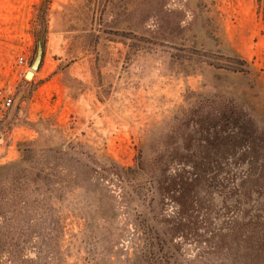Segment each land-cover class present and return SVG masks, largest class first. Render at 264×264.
<instances>
[{"label":"rangeland","instance_id":"obj_1","mask_svg":"<svg viewBox=\"0 0 264 264\" xmlns=\"http://www.w3.org/2000/svg\"><path fill=\"white\" fill-rule=\"evenodd\" d=\"M41 1L0 0V264H264V0Z\"/></svg>","mask_w":264,"mask_h":264},{"label":"water","instance_id":"obj_2","mask_svg":"<svg viewBox=\"0 0 264 264\" xmlns=\"http://www.w3.org/2000/svg\"><path fill=\"white\" fill-rule=\"evenodd\" d=\"M41 56H42V47H41V42L40 40L37 41V50H36V56H35V59L32 63V65L30 66V70L27 71L26 73V78H30L31 75H33V72L36 71L37 67H38V64L40 62V59H41Z\"/></svg>","mask_w":264,"mask_h":264},{"label":"built area","instance_id":"obj_3","mask_svg":"<svg viewBox=\"0 0 264 264\" xmlns=\"http://www.w3.org/2000/svg\"><path fill=\"white\" fill-rule=\"evenodd\" d=\"M22 61H23V59L20 58V59H19V62L22 63ZM0 98H1V105H2L3 107H8V106H10V104H11V98L2 95V92H1V91H0Z\"/></svg>","mask_w":264,"mask_h":264},{"label":"trees","instance_id":"obj_4","mask_svg":"<svg viewBox=\"0 0 264 264\" xmlns=\"http://www.w3.org/2000/svg\"><path fill=\"white\" fill-rule=\"evenodd\" d=\"M43 1H44V0H42L41 2L43 3ZM46 2H49V1H46ZM42 3H41V5H42ZM46 8H47V7H46Z\"/></svg>","mask_w":264,"mask_h":264}]
</instances>
